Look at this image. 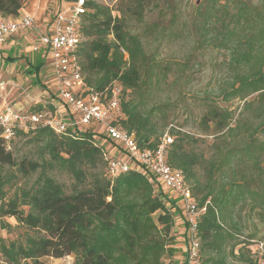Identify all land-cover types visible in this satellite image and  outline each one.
I'll list each match as a JSON object with an SVG mask.
<instances>
[{"label": "trees", "instance_id": "obj_1", "mask_svg": "<svg viewBox=\"0 0 264 264\" xmlns=\"http://www.w3.org/2000/svg\"><path fill=\"white\" fill-rule=\"evenodd\" d=\"M25 1L0 0V13L16 17ZM124 2V9L113 14L108 5L87 1L76 51L85 83L97 91L113 82L120 85L121 115L116 124L132 133L140 148H154L168 130L172 143L167 146V162L183 174L198 205L205 206L197 223L202 264H227L228 242L240 232L233 216L242 204L249 203L252 212L264 216V0H230L231 7L220 4L206 11L208 16L202 14L203 39L230 50L229 78L220 89L221 100L243 101L236 119L228 107L207 103L200 120L202 130L213 132L208 155L187 147L203 140L170 128L160 132L154 110L126 98L127 90L138 88L140 69L148 63L140 39L124 20L126 15L140 18L144 2ZM40 58L27 57L25 71L34 83L44 86L37 77ZM13 60L8 53L7 61ZM33 108L43 111L46 105ZM249 110L253 111L251 124L245 115ZM30 135L40 144V160L18 161L9 146L16 138ZM101 138L98 124L76 125L61 133L45 126L17 129L9 139L0 129V217L12 216L47 235H28L24 241L0 238V252L9 264H46L40 260L46 255H73V264H171L182 253L173 233L181 212L175 199L141 170L109 175ZM3 167L24 174L36 171L37 176L6 201V185L14 173ZM57 170L72 178L68 191L55 177ZM172 201L174 210L167 205ZM251 240L246 245L248 256L239 253V257L258 264L248 248Z\"/></svg>", "mask_w": 264, "mask_h": 264}, {"label": "rangeland", "instance_id": "obj_2", "mask_svg": "<svg viewBox=\"0 0 264 264\" xmlns=\"http://www.w3.org/2000/svg\"><path fill=\"white\" fill-rule=\"evenodd\" d=\"M95 1L108 5L113 14L117 13L118 8L124 9L126 3L124 0ZM247 1L256 3L259 0ZM143 2V13L140 18L126 15L124 20L126 28L140 39L145 60L151 68L141 67L138 88L127 90L126 98L139 100L146 109L152 108L153 120L160 132L170 128L203 140L204 142L190 144L187 147L208 155L213 132L202 130L204 126L200 120L207 103L228 107L233 112L232 119H236L243 101L238 98L221 100L220 89L227 85L229 78L230 50L203 39L202 14L208 16L216 6L225 4L231 7L232 3L230 0H143ZM63 3V0H26L23 8L35 19L42 21ZM31 47V41H24L23 46L12 50L10 53L13 61H7L9 52L3 51V54L0 51V81L5 85L4 90L0 91V105L9 103L22 109H29L41 99L42 86L34 83L32 76L25 71L27 57L33 56L30 53ZM43 71L39 70L37 77L44 85L46 78ZM254 95L248 96L245 100H251ZM252 112V110L245 112L250 124ZM31 136L19 137L11 142L9 149L18 161L40 160V144L32 140ZM3 168L5 172L10 170L11 174L14 173L6 185L4 198L6 201L17 197L18 193L28 188L37 176L36 171L24 174L14 168ZM198 172L203 179V171L198 169ZM55 177L68 191L72 183L70 175L63 170H57ZM0 202L2 204L3 201ZM249 207V203L242 204L241 209L233 216L240 232L228 242L227 264H248L244 260L246 257H239V253L248 256L246 245L251 238L254 239L251 241L264 239V216H258ZM20 208L27 210L25 205H20ZM173 228L176 242L182 248L180 221L175 222ZM28 235L47 236L43 231L22 225L12 216L0 217V238L6 241H24ZM205 256L207 255L204 254ZM180 257V253H177L171 264H178ZM40 260L46 264H73L74 256L55 258L46 255ZM0 264H9L1 252Z\"/></svg>", "mask_w": 264, "mask_h": 264}, {"label": "built area", "instance_id": "obj_3", "mask_svg": "<svg viewBox=\"0 0 264 264\" xmlns=\"http://www.w3.org/2000/svg\"><path fill=\"white\" fill-rule=\"evenodd\" d=\"M88 0H73L64 9L58 11L53 18L52 30L49 34L37 32V44L31 47V53L44 54L50 51V69L54 81L55 99L59 100L70 112L66 120L58 111L53 101L43 100L46 105L43 111L22 109L20 106L4 103L0 105V129L5 139L13 136L17 129H34L38 126L51 128L57 133L65 132L68 127L76 125L90 126L98 124L103 133L101 143L104 144L106 170L109 175H117L129 171L130 168L143 171L155 177L158 183L176 201L181 208L178 218L181 225L182 253L180 264H202L200 243L197 237V223L205 206L200 207L186 184L183 174L172 168L166 159L167 146L172 137L166 130L158 144L152 149L140 148L132 133L120 128L116 120L121 115L120 85L113 82L104 90L97 91L88 87L82 75L76 57L81 42L80 25L82 16L87 11ZM36 19L26 13L18 18H5L0 13V44L15 33L35 29ZM124 59H126V53ZM5 85L0 81V91ZM50 106L53 110L48 109ZM115 144L125 157L121 158L110 152L109 144ZM1 205V202H0ZM175 209L174 202H167ZM174 229V228H173ZM248 248L257 259L264 264V239L252 241Z\"/></svg>", "mask_w": 264, "mask_h": 264}, {"label": "crops", "instance_id": "obj_4", "mask_svg": "<svg viewBox=\"0 0 264 264\" xmlns=\"http://www.w3.org/2000/svg\"><path fill=\"white\" fill-rule=\"evenodd\" d=\"M64 3L59 5V7L56 8L55 11L48 14L47 17L43 18L42 21H39L40 19H36V27L35 29H28L25 31H21L15 34L10 35L7 40L4 43L0 44V51L4 54L3 51L11 52L15 48H19L24 45V41H31L32 46L34 44H37V32H40L42 34H49L52 30L53 26V18L55 14L60 11L61 9L66 8L69 6L73 0H63ZM22 11V12H21ZM28 13L25 8H21L19 10V13L16 17L12 18H18L19 16ZM31 53V52H30ZM33 56L30 57V59L35 58L36 55H39L41 57L42 65L40 67V70H44V78H46V84L42 86L41 91V99L36 101L35 105L42 104L43 100H48V103L50 101H53L54 104H56V111H58L66 120H69L71 117L70 112L67 110V108L57 99H55V93L53 92L54 88V81L51 74V65H50V51L45 49L44 54H37V53H31ZM54 93V94H53ZM35 105H31L29 108L34 109ZM108 147H110V152L114 155H117L121 158H124L125 155L123 151H121V148L116 146L115 144H109ZM179 221V219H176V223ZM181 261H179L178 264H180Z\"/></svg>", "mask_w": 264, "mask_h": 264}]
</instances>
